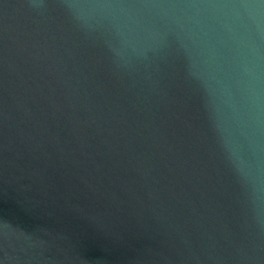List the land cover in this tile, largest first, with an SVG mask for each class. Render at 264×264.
Returning <instances> with one entry per match:
<instances>
[{"label": "water", "instance_id": "water-1", "mask_svg": "<svg viewBox=\"0 0 264 264\" xmlns=\"http://www.w3.org/2000/svg\"><path fill=\"white\" fill-rule=\"evenodd\" d=\"M0 264H264V0H0Z\"/></svg>", "mask_w": 264, "mask_h": 264}]
</instances>
